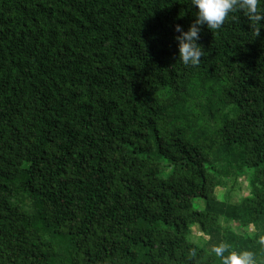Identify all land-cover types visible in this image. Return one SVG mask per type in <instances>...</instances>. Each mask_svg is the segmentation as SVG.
<instances>
[{
	"label": "trees",
	"instance_id": "trees-1",
	"mask_svg": "<svg viewBox=\"0 0 264 264\" xmlns=\"http://www.w3.org/2000/svg\"><path fill=\"white\" fill-rule=\"evenodd\" d=\"M196 10L0 0V264H264V27L200 26L186 66Z\"/></svg>",
	"mask_w": 264,
	"mask_h": 264
},
{
	"label": "clouds",
	"instance_id": "clouds-1",
	"mask_svg": "<svg viewBox=\"0 0 264 264\" xmlns=\"http://www.w3.org/2000/svg\"><path fill=\"white\" fill-rule=\"evenodd\" d=\"M195 7L196 19L185 30L177 24L176 36L179 42V57L184 65H197L200 63L204 50L199 43L202 25L215 30L219 29L230 14L241 12L250 18L252 28H256V36L264 27V4L261 0H190ZM226 246L217 247L214 251L223 258V264H256L254 254L250 251L233 252L224 256Z\"/></svg>",
	"mask_w": 264,
	"mask_h": 264
},
{
	"label": "rangeland",
	"instance_id": "rangeland-1",
	"mask_svg": "<svg viewBox=\"0 0 264 264\" xmlns=\"http://www.w3.org/2000/svg\"><path fill=\"white\" fill-rule=\"evenodd\" d=\"M225 191H226V189L223 187L222 188L219 187L216 189V193L220 196L222 194L225 195ZM248 193H249V187L247 184V180L245 179V177L242 176L239 178L238 187L233 192V200L237 201L241 197L246 196ZM245 230H247V232L251 233L254 231V228L252 226H248L247 229L245 228ZM193 231H194V234H197V235H201L203 233V231L199 225H194Z\"/></svg>",
	"mask_w": 264,
	"mask_h": 264
}]
</instances>
